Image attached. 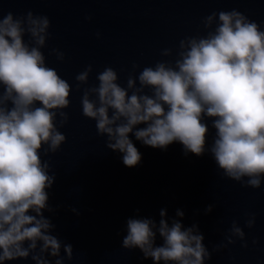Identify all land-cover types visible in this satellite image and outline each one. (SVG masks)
<instances>
[{"label":"clouds","instance_id":"obj_1","mask_svg":"<svg viewBox=\"0 0 264 264\" xmlns=\"http://www.w3.org/2000/svg\"><path fill=\"white\" fill-rule=\"evenodd\" d=\"M202 24L206 34L185 36L175 52L161 50V56L174 59L157 61L138 73L140 65L134 62L126 86L111 66L97 73L98 83L89 85L93 66L87 65L75 76L77 91L87 85L82 114L95 121L97 134L106 136L108 149L122 154L126 167L142 159L132 134L143 145L161 150L178 142L185 156L207 152L223 177L258 189L264 179V28L237 9L213 11ZM50 26L47 15L32 10L0 14V264L28 258L35 264H64L73 258V245L53 234L56 225L44 215L56 211L48 192L56 173L41 150L45 156L56 153L66 141L58 125L68 122L64 109L72 91L46 64L42 49ZM49 54L65 59L58 48ZM208 119L215 129L211 145ZM213 207L208 205L205 214ZM71 211L79 215L76 208ZM246 215L251 229L255 213ZM159 216V221L128 218L121 247L139 249L153 264H205L211 259L199 225L184 226L183 210L170 218L162 208ZM225 239L227 244H217L213 251L237 240L248 247L236 220Z\"/></svg>","mask_w":264,"mask_h":264},{"label":"water","instance_id":"obj_2","mask_svg":"<svg viewBox=\"0 0 264 264\" xmlns=\"http://www.w3.org/2000/svg\"><path fill=\"white\" fill-rule=\"evenodd\" d=\"M232 9L264 28V0H0V14L32 10L49 17L51 36L42 49L46 64L72 85L70 105L64 109L68 122L58 125L66 141L56 153L45 156L41 150L42 159L50 160L56 173L48 189L49 204L56 211L44 215L56 225L53 234L73 245V258L65 259L64 264H153L139 249L121 245L128 218L159 221L162 208L170 218L177 209L183 210L185 227L199 225L203 243L212 253L205 264H264V179L258 189L243 187L223 177L207 152L185 156L178 142L161 150L143 145L132 134L142 159L137 166L126 167L122 154L108 149L106 136L97 134L95 121L82 114L81 96L87 85L76 90L75 76L89 64L93 66L89 85L98 83L97 73L111 66L118 73V82L126 86L134 62L140 65L138 73L157 61L174 59L161 56V50L173 48L175 52L185 36L206 34L203 17ZM52 48L63 51L65 59L58 61L50 55ZM207 122V144L211 145L215 129L210 119ZM210 204L214 207L205 214ZM246 213L256 216L251 229L245 224ZM233 220L245 231L248 247L237 240L213 251L215 245L227 244L225 236ZM253 239L258 243L254 245ZM61 255H65L63 249ZM6 264L35 261L18 259Z\"/></svg>","mask_w":264,"mask_h":264}]
</instances>
